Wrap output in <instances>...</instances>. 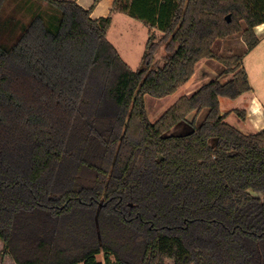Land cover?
<instances>
[{"label": "trees", "instance_id": "obj_1", "mask_svg": "<svg viewBox=\"0 0 264 264\" xmlns=\"http://www.w3.org/2000/svg\"><path fill=\"white\" fill-rule=\"evenodd\" d=\"M111 12L148 28L135 69L107 38ZM111 12L0 0L4 250L14 264H264V129L225 121L219 98L251 87L242 55L212 49L240 33L252 50L264 0H114ZM202 59L223 68L150 121L144 96L174 93ZM181 121L192 129L168 135Z\"/></svg>", "mask_w": 264, "mask_h": 264}, {"label": "crops", "instance_id": "obj_2", "mask_svg": "<svg viewBox=\"0 0 264 264\" xmlns=\"http://www.w3.org/2000/svg\"><path fill=\"white\" fill-rule=\"evenodd\" d=\"M69 1H75L81 7L85 9H89L90 16L95 19L110 14L114 0H69ZM254 32L257 35L259 41L258 44L252 50L246 51L244 42L242 41L240 42L241 45L240 51L243 50L242 54H240L242 55V63H243L244 55H248L251 52H255L261 47L262 41L264 40V22L262 24L257 25L254 28ZM147 37H148V28L142 22L134 18H131L128 15L121 12H111V23L107 30V38L116 48L122 59L130 67L132 65L140 64V60L142 57V53L144 51ZM227 38L228 37L223 39L229 40V38L228 39ZM263 50L264 48L262 49V52ZM260 51L261 49H259V53H261ZM258 58H261L260 54L255 55V60ZM262 58H264V56H262ZM210 61L211 60L207 59V63L201 62L200 69L199 68L197 69L196 67L193 75L190 77L193 78L194 80L192 81L191 84H189V81L186 82L187 84L186 83L183 84V86L185 87L182 91L183 92L182 95H190L192 91L197 87V85L201 86L202 84L213 79V77L215 78L220 73L218 67L216 65H213L212 63L210 64ZM215 66L217 67V69ZM243 67L246 70L248 82L250 84L251 89L250 91L241 94L239 97L233 100L246 96L245 104L241 108H232L227 113H223V114L225 115V120L228 121L230 125L234 126L235 128H237L238 130H240L245 134H251L261 129H264V101L260 100L259 96L256 94L255 90L253 89L249 70L245 67L244 64ZM253 72H255V74L257 75L258 65L256 69H253ZM200 82L202 84H200ZM182 95H179L174 100V102ZM220 98H219V107H220ZM236 109L244 110L245 113L244 119H241L234 112Z\"/></svg>", "mask_w": 264, "mask_h": 264}, {"label": "rangeland", "instance_id": "obj_3", "mask_svg": "<svg viewBox=\"0 0 264 264\" xmlns=\"http://www.w3.org/2000/svg\"><path fill=\"white\" fill-rule=\"evenodd\" d=\"M6 15L8 16H12V17H16L17 16V11H9L6 13ZM30 14H26L24 20L28 19L30 16ZM156 36L160 35L159 31H154ZM229 40L226 39H219L215 42V44H213L212 49L213 51L218 54V55H223V56H228V55H232V54H242L243 50L240 51V42L241 40V36L240 33H235L232 34L230 36H228ZM227 38V39H228ZM264 48V40L262 41V45L259 49H261V53H259V49L256 50L255 52H251L248 55H244L243 57V64L245 65V67L249 70V74L251 76V80H252V86L253 89L255 90L256 94L259 96L260 100L264 101V58H262V56H264V50L262 52V49ZM163 54V46H161L158 51L155 54V59L158 61L159 64L162 63L160 57ZM256 54H260L261 58H258L255 60V55ZM211 60V59H208ZM215 61V62H213ZM201 62H205L207 63V59L200 61L197 64V69L201 68L200 64ZM216 65L218 67V70L220 72V70L223 68L222 64H220L219 62H217L216 60H211L210 64ZM258 65V72L257 75L255 74V72H253V69H256ZM139 66L138 65H132L131 68L135 69ZM215 66V67H216ZM216 67V69H217ZM231 77V74L229 75H225V76H221V80L222 81H226L227 79H229ZM214 78V77H213ZM194 79L190 78L189 84L192 83ZM187 84V83H186ZM200 84H202L200 82ZM200 85H197L196 88H198ZM185 86H180L174 93L162 97V98H156L150 95H145L144 96V101H145V107L147 110V114L148 117L150 119V121H155L173 102L174 100L179 96L183 94V89ZM196 88L194 90H196ZM193 90V91H194ZM192 91V92H193ZM245 98L246 96H243L241 98H238L236 100L230 99V98H225L222 97L220 98V112L221 114L223 113H227L229 110H231L232 108H241L244 104H245ZM205 112L206 110H202V112L199 114L198 116V121H201L204 116H205ZM226 121V120H225ZM228 122V121H226ZM192 129V127L190 126L189 123L185 122V121H181L178 122L177 124H175L174 126H172L170 128V130L167 132L168 135H182L185 134L187 132H189ZM96 258L98 261L100 262H104V256L102 253H99L96 255ZM0 264H14L12 258L7 254V252L4 250L3 248V242L0 240Z\"/></svg>", "mask_w": 264, "mask_h": 264}, {"label": "water", "instance_id": "obj_4", "mask_svg": "<svg viewBox=\"0 0 264 264\" xmlns=\"http://www.w3.org/2000/svg\"><path fill=\"white\" fill-rule=\"evenodd\" d=\"M229 18H230L229 15H227V16H226V19L229 20Z\"/></svg>", "mask_w": 264, "mask_h": 264}]
</instances>
